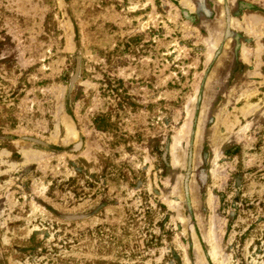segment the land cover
Wrapping results in <instances>:
<instances>
[{"label":"rangeland","instance_id":"374dc122","mask_svg":"<svg viewBox=\"0 0 264 264\" xmlns=\"http://www.w3.org/2000/svg\"><path fill=\"white\" fill-rule=\"evenodd\" d=\"M200 261L264 264V0H0V264Z\"/></svg>","mask_w":264,"mask_h":264},{"label":"bare ground","instance_id":"6f19581e","mask_svg":"<svg viewBox=\"0 0 264 264\" xmlns=\"http://www.w3.org/2000/svg\"><path fill=\"white\" fill-rule=\"evenodd\" d=\"M186 1H187V0H186ZM189 1H190V0H189ZM184 3L187 5V3H186V2H184ZM188 3H189V2H188ZM188 5H189V4H188ZM256 20H257V19H256ZM254 22H255V21H254ZM256 22H257V21H256ZM256 22H255V23H256ZM255 23H254V24H255ZM252 24H253V22H252ZM250 26H251V25H250ZM255 27L257 28V27H258V25H257V26H255ZM260 33H261V32H260ZM260 33H259V34H260ZM211 40H212V39H211ZM198 264H203V262H202V261H200ZM204 264H205V263H204Z\"/></svg>","mask_w":264,"mask_h":264}]
</instances>
